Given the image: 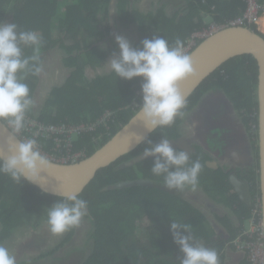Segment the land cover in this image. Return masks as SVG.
I'll list each match as a JSON object with an SVG mask.
<instances>
[{"label":"trees","instance_id":"trees-1","mask_svg":"<svg viewBox=\"0 0 264 264\" xmlns=\"http://www.w3.org/2000/svg\"><path fill=\"white\" fill-rule=\"evenodd\" d=\"M112 1L0 0V22H15L21 30L41 32V54L57 48L64 53L62 63L72 73L61 88L54 90L46 109L39 116L40 120L55 124L68 121L81 123L90 119L96 121L109 110L120 111L118 123H110L111 136H105L97 146L110 141L135 116L142 103L140 78L128 81L112 72L90 80L83 72L86 66L93 69L103 67L107 56L111 55L98 47L104 39L99 30L100 15L105 22L115 13L124 28L136 26L137 31L148 35L147 39L158 35L169 44H174L179 38L187 47L197 33L208 30L213 23L226 24L237 18L247 7L243 0H180L178 3L167 0L161 5L154 0L151 10L141 12L129 0H116V10L111 13ZM259 3L264 5V0H259ZM208 19L211 23H208ZM251 29L260 34L256 25ZM203 40H198L197 45ZM141 44L142 41L132 43L134 47H140ZM93 46L102 52L100 56L93 57ZM24 51L25 55H32L31 49L26 48ZM41 61L43 63L42 56ZM258 75L257 61L250 55L238 56L224 63L190 96L183 117H178L169 127L158 128L135 151L97 173L79 196L87 201L88 215L85 219L94 226V230L91 227L90 248L86 250L85 247L72 264H180L183 254L174 243L169 227L173 220L190 224L197 240L201 239L205 246L214 248L219 255V264H226L227 249L231 250L230 253H236L232 242L245 231L248 221L254 217L256 198L261 199L259 164L257 172L254 169L247 179L253 198V203L249 205L243 203L234 191L228 173L220 168H209L206 164L209 159L201 151L190 154L191 160L199 159L204 165L200 174L205 182L204 189L232 213L225 217L216 216L229 233V238L224 240L217 237V232L206 216L182 197L174 195L166 187H160L164 186L163 178L152 175L151 158L131 167L127 164L142 155L144 148L149 146L148 141L156 144L163 138H179L180 126L185 117L196 110L206 95L221 93L229 98L250 130L251 120L258 124ZM37 81L38 76L32 75L25 81L32 95ZM28 114L33 117V112ZM101 133H106L104 127ZM255 137L258 143V134L255 133ZM90 140L87 137L86 142ZM77 148H84L83 142ZM95 152L91 147L87 156ZM256 152L259 160L258 149ZM139 179L153 182L154 187L107 189L123 181ZM152 188L158 193L151 191ZM59 199L27 181L17 183L7 175H0V243L10 239L15 230H20L21 225L29 224L36 228L42 224L47 219V208ZM226 220H230V223L226 224ZM260 221L261 216L258 215V225ZM44 226L41 225V229ZM43 238L47 241L51 234L44 231ZM68 241H72L69 236L57 249ZM79 241L88 242L75 240L77 243ZM16 258H19L18 252ZM240 264L249 262L244 260Z\"/></svg>","mask_w":264,"mask_h":264},{"label":"clouds","instance_id":"clouds-1","mask_svg":"<svg viewBox=\"0 0 264 264\" xmlns=\"http://www.w3.org/2000/svg\"><path fill=\"white\" fill-rule=\"evenodd\" d=\"M263 15L264 13H262V16ZM100 17L102 18V15L99 16V22ZM252 26L249 28L251 29ZM259 26L260 23L258 26L256 25V27L261 33L259 30L260 28H258ZM115 42L118 45L119 53H114L110 62L106 64L120 79L131 81L140 78L142 80V103L140 104L138 115L142 119L144 127L148 132H152L157 128H165L173 125L178 117L184 116V109L187 107V98L181 91L180 84L191 77L195 72L193 59L186 53L184 42L177 38L174 44H169L164 37L154 35L151 39H144L140 47H134L129 39L119 34L115 35ZM198 45H196L195 48ZM42 46L43 38L39 32L35 30H21L19 25L15 22H0V123H4L20 139L18 141L13 140L10 143L8 149L9 154L6 157L0 156V175H7L17 183L24 180L29 183L40 184L41 173L48 172L53 167L52 162L54 161L50 160L47 155L42 153L36 139H22L18 134H20L26 126V116L44 122L39 119V116L46 109L54 90L61 88L72 74L67 69L69 76H66V72H64L66 78H62L59 73L61 70H58L51 78L50 86L54 85V87L50 93L45 95V92L49 89L45 88L44 92H40L38 97L35 98L34 95L39 82V75L44 71L41 61V56L43 54H41ZM26 48L32 50V55H25L24 50ZM55 50L58 49L56 48L47 52L50 54ZM193 50L194 48L190 52ZM60 58L61 57L58 59ZM103 68L104 66L98 69L88 67L86 69L87 78L90 80L94 79L98 76L97 71ZM88 70L96 72V75L92 77L91 73L88 74ZM29 75L38 76L33 95L28 84L25 83ZM37 99H43V105L37 107L42 108L38 111L37 115L33 113V117L29 116L28 113L31 110L33 112L35 103L39 104L40 102L37 101ZM136 106H138V104H136ZM107 112L112 114V120L107 126H100L96 128L94 132H87L75 138L73 153L81 154L79 160L69 163L59 162L58 164L73 165L82 162L90 157L87 155L90 153L91 147L97 151L104 146L97 145L103 141L105 136H111L112 131L110 123H112V125L118 123L117 117L120 113V111L112 110L106 111V113ZM106 113L99 119L104 117ZM236 114L240 118L237 112ZM99 119L96 121L90 119L88 122L82 121L81 123L69 121L61 123H69L71 125L95 124ZM258 119L259 111L257 116L258 124L251 120L249 130L240 118V124L243 129H245L244 133H247L245 135L246 138L253 143L254 148L251 146L250 148L254 152L251 162L248 154H246L248 160L247 164L244 165L243 157L239 162L243 164L242 166L244 168H246L247 165H249L248 167L253 165L256 172L257 164H259L256 152L259 144ZM102 127L106 129V133L104 134L101 133ZM255 133L258 134V143L254 139L256 138ZM87 137L91 139L89 143L86 142ZM80 142L84 144V148L82 149L77 148ZM141 142H144L143 137L137 139V143ZM90 144L92 145L91 147ZM148 144L149 146L144 148L142 155L145 159L151 158L153 160L151 173L155 177L163 178L164 186L160 187H166L167 190L171 191L174 195L182 197L188 204L208 218L207 208L204 207L202 203L193 200V198L200 196L204 198L205 196L208 202L210 200L212 203L218 204V201L212 198L204 187L198 188L199 177L204 167L201 161L199 159L194 161L191 160L188 151L174 148L170 139L167 138H163L156 144L148 141ZM252 171H249V173L251 174ZM258 172L260 173V167ZM250 174L248 177L251 176ZM159 185H161V183H159ZM59 195L60 199L52 207L47 208V225L42 229L40 228L39 234H44V231H48L49 234L60 237L78 228L76 236L83 237L79 238L81 240L89 241L91 239V227L90 223L85 219L88 215L87 201L80 198L77 193H60ZM252 203L253 200L251 204ZM257 204L259 203L255 204L254 217L250 219L246 225V232H250L253 220L256 219L257 224L258 215L261 216L260 222H262L263 226L262 207H260L259 204L258 210H256ZM257 211L259 214H257ZM83 224L87 228V231L79 228ZM169 227L174 243L183 254L182 259H180V264H219L218 252L214 248L207 247L203 242L197 240L193 235V229L190 224L173 220ZM73 233L74 232H71V235H73ZM43 239L44 238H41L40 241L45 240ZM50 239L51 238L47 241H50ZM71 246L74 245L70 244L66 249ZM235 251L236 253H241L244 259L248 261V254L246 251H239L236 247ZM20 254L21 252L18 253V255ZM19 258L17 259L7 247L0 244V264H18L20 262ZM249 264L251 263L249 262Z\"/></svg>","mask_w":264,"mask_h":264},{"label":"water","instance_id":"water-1","mask_svg":"<svg viewBox=\"0 0 264 264\" xmlns=\"http://www.w3.org/2000/svg\"><path fill=\"white\" fill-rule=\"evenodd\" d=\"M115 3L116 0H113L111 13L116 10ZM260 34L256 33L249 27H228L218 30L205 38L189 54L193 59L195 72L191 77L180 84V88L188 100L198 87L210 77V75L229 60L242 55H250L257 61L259 69L256 93L259 105L258 156L264 227V35ZM50 57H52V55H50ZM55 61L56 65L51 74L45 72L44 68V71L39 75V82L34 95L35 98L38 97L40 92L43 93L45 88H49L48 91L45 92V95L50 93L54 87V85L50 86L51 78L56 72H58V70L63 71L61 77L66 78L64 72H67L68 70L62 63V59H56ZM91 72L93 71L88 70V74ZM110 73H112V71L109 68L97 71L98 75H108ZM43 103L42 100L41 106ZM41 108L42 107L37 108L35 103L33 113L37 115ZM156 130L148 132L137 112L128 124H126L106 145L97 150L92 156L73 165H61L52 162L53 167L48 172L41 173V183L31 184L39 188L42 192L56 197H60V193H77L80 196L95 179L100 170L108 168L122 157L135 151ZM140 137L144 138V142L137 143V139ZM13 140L18 141L20 139L4 123H0V156L6 157L9 154L8 149ZM170 141L172 142V146L176 149H184L188 151L189 154L195 152V149H191L183 138L170 139ZM242 141L245 143V150L247 151L251 162L253 153L248 142L249 139L244 138ZM143 160L146 159L141 155L137 159L128 163L127 166L131 167ZM207 166L214 170L218 169V165L212 161L208 162ZM229 180L240 200L243 203L250 205L253 199L250 193L249 183L239 179L237 173L231 174ZM139 185L153 186V182L144 179L123 181L111 186L109 189H125ZM203 206L206 207L205 204H203ZM210 223L215 231L220 234L221 230L216 229L217 227L214 221L211 220ZM21 246L22 244L18 245V252L21 251Z\"/></svg>","mask_w":264,"mask_h":264},{"label":"flooded vegetation","instance_id":"flooded-vegetation-1","mask_svg":"<svg viewBox=\"0 0 264 264\" xmlns=\"http://www.w3.org/2000/svg\"><path fill=\"white\" fill-rule=\"evenodd\" d=\"M129 1H130V4L131 3L133 4V2L136 1V0H129ZM157 2H158V4L161 5V4H163L165 2V0H157ZM108 22H109V24L105 26V28L103 29L104 31L99 29V30H101L103 32V38L104 39L102 40V42L107 39L108 33L110 35H112V33H113L112 27L110 26V21L108 20ZM92 48H94L92 53H94L96 57L101 55L102 52L99 49H97V47L93 46ZM64 56L65 55L63 53V55L61 57H64ZM87 68L88 67L86 66L84 68V71H83L86 77H87V73H86V69ZM75 71H76V69H75ZM71 76H72V74H71ZM37 101H40V99H37ZM192 112H193V117L195 119V122H194V125L192 126V128L195 130V132L193 134H191L190 130L188 129L189 120H190V116H191V115L188 114L186 116V119L184 120L186 122L187 126L186 127H182V125H181V127H180V134L181 135H180L179 139L183 138L184 141L186 142V144L191 149H195L196 153H198V151H201L202 154L209 159L207 161V163L210 162L212 159H214V160H216V163H218V167L220 169H222L223 171H225L228 174L237 173V175L240 177L239 179H241L242 181H246L247 182L248 176L250 174L249 171L254 170L255 167L252 165L251 167L246 166V168H244L242 166L243 164H241L238 161V163H236L235 165L240 166V167L232 169L235 166V165H231V163L234 160V155H235V152H233V151H236L235 150V145L236 144L234 143V141H232L231 138L226 139L224 137L225 139H223L222 136H219L218 139H214L213 133L212 134L209 133L208 130L205 129L204 126L201 127V125H200V121L201 120L197 119L195 117V116H197V115H195V111H192ZM197 122H198V126L195 128ZM221 124H223V123H221ZM214 125L221 126L220 123H217V122ZM246 134L247 133H245L244 135H246ZM244 135H239L238 138H240V139L242 138L243 139ZM209 137L211 138V140H209ZM223 140L226 141V145L224 144ZM216 141H218V142H216ZM192 142H194L196 144H194ZM195 152H192V153H195ZM212 162H215V161H212ZM243 162H244V165L248 163V160H247V157L245 155V152H244V156H243ZM234 191H235V189H234ZM193 200H195L196 202L202 203V205L205 204L206 207H207V213H209V211L213 210L217 214L222 215L224 217H225V215L228 216L229 214H231V211L229 210L228 207L227 208L226 207L220 208V204L219 203L217 205H215L210 200L208 202L207 198L205 196H204V199H203V197L200 196V197L193 198ZM261 201H262V195H261ZM223 219H225V218H223ZM44 224L47 225V220H45V219H44L43 223L40 224L39 226H37L36 228H34L33 226H31L29 224H24L21 227H19V228H22V227L26 228L25 231H23L20 239L17 242V244L18 243L22 244V246L20 248L21 254L19 255V257L23 258L22 256H26L27 262L33 263V264H45L44 260L48 256H53L54 257L53 258L54 260H52L48 264H66L70 259L77 260V258L82 254L81 251H77V250H81V248H79V245L81 243H85V241H83V242L79 241L78 243L75 242V240H81V239H78V236H76L78 228H76L74 230L73 235H71V231L65 233L63 236H60V237H55V236H53L51 234L50 241H46L44 239H43L44 241H40V239L43 237V235H39V231H40L41 225H44ZM90 227H92L91 224H90ZM79 228L84 229L85 231H87V228L85 227L84 224L81 225ZM216 229H218V228H216ZM16 231L17 230H15L13 232V234ZM13 234H12V237H13ZM217 234H219V233L217 232ZM68 236L70 237V239L72 241L66 242L64 244V246H62L61 248L57 249L64 242V240ZM12 237L10 239L4 241L3 243H0V244H2L5 247H7L9 249V251L13 255L16 256L18 251H17V249L15 250L16 244H14L15 242L12 241ZM70 244H73L75 246V248L70 249L65 254L66 247L68 245H70ZM73 251H77V252H74L72 254V256L70 257V259H69L68 253L69 252H73ZM237 256H239V255H237ZM71 263H72V261L70 263H68V264H71Z\"/></svg>","mask_w":264,"mask_h":264},{"label":"built area","instance_id":"built-area-1","mask_svg":"<svg viewBox=\"0 0 264 264\" xmlns=\"http://www.w3.org/2000/svg\"><path fill=\"white\" fill-rule=\"evenodd\" d=\"M243 1L247 4V8L241 15L227 22L225 25L218 26L212 24L208 30L197 33L187 47H185L186 53L188 54L197 45L198 40L205 39L218 30L228 27H250L259 24V19L262 13H264V5L259 3V0ZM109 115L112 116L110 112H107L95 124L77 125L69 123L49 124L26 116V126L18 136L22 139H36L42 153L54 162H76L79 160L81 154L73 153L75 138L87 132H94L100 126H107L112 120ZM258 207L259 204L256 205V210H258ZM257 214H259L258 211ZM233 245L239 251L247 252L248 261L251 264H264V232L262 222L258 225L256 224V219L253 220L250 232H242L233 242Z\"/></svg>","mask_w":264,"mask_h":264},{"label":"crops","instance_id":"crops-1","mask_svg":"<svg viewBox=\"0 0 264 264\" xmlns=\"http://www.w3.org/2000/svg\"><path fill=\"white\" fill-rule=\"evenodd\" d=\"M242 13L243 12H241V14ZM262 17H264V15ZM261 26L264 29V21L261 23ZM261 31L263 32V30ZM103 49L104 51H107L105 47H103ZM211 96H213V99H211L210 101L206 103L200 104L197 107V109L195 110V115L197 116L195 117L201 120L200 121L201 127L204 126L205 129H207L209 133L211 134L213 133L214 139H218L219 136H222L223 139L231 138V140L234 141V143L236 144L235 145L236 151H233L235 152L234 160L232 163L231 162L230 163L231 165H235L236 163H238V161L242 159V157L244 156V152H245V155L247 154V151L245 150V143L242 141L243 139L238 138L239 134H242V135L245 134L244 133L245 129H243L242 125L240 124L241 120L236 114L233 104L230 102V100L227 97H225L221 93L212 94ZM216 122L220 123L221 126L214 125ZM184 126H187V125H184ZM197 126H198V122L195 128ZM244 138H246L245 135H244ZM209 140H211L210 137H209ZM223 141H224V144L226 145V141L225 140ZM248 142H249V145L254 148L252 141L249 140ZM252 153H253V150H252ZM211 161H215L216 163V160L214 159H212ZM216 165H218V163H216ZM238 167L240 166L235 165L232 169H235ZM256 203H259L260 207H262V201L259 197L256 198ZM213 204L217 205L214 202ZM220 207L224 208L223 206H220ZM217 215L219 214H217L215 211L213 210L209 211L208 219L214 221L216 227L221 230L220 234H217V237H219L220 240L227 239L229 238L228 236L229 234L226 228L224 227V225L222 224V221L221 223L217 221L216 219ZM39 235H43V234H39ZM18 244H16L15 250L17 249ZM229 251L231 250L227 249L226 258L234 261L232 264H240L242 261L245 260L241 253H230ZM71 261H74V260L70 259L66 264L70 263Z\"/></svg>","mask_w":264,"mask_h":264},{"label":"rangeland","instance_id":"rangeland-1","mask_svg":"<svg viewBox=\"0 0 264 264\" xmlns=\"http://www.w3.org/2000/svg\"><path fill=\"white\" fill-rule=\"evenodd\" d=\"M154 0H136V1H134L133 2V5L136 7V8H138L141 12H142V10L143 11H145V10H151L152 9V2H153ZM167 1V0H166ZM170 0H168V2H169ZM180 0H173V1H170V2H176V3H178ZM170 6V5H169ZM172 9V7L170 6V10ZM111 19L109 20L110 21V26L112 27V31H113V33H112V35H110L109 33H108V36H107V39L105 40V41H103L101 44H99L98 45V47L99 48H101L102 50H104L103 49V47H105L106 48V50H107V52L109 53V54H111L110 56H107V61L105 60V64H104V68H103V70L105 69V68H108V66H107V64L106 63H108V62H110V59H112V57H113V54L115 53V54H118L119 53V48H118V45L116 44V42H115V35H117V34H119V35H122V36H125L127 39H129V41L131 42V43H133V42H140V41H143L144 39H147V37H148V35L147 34H142V33H140L139 31H137L136 30V26H131V27H129V28H124L123 26H122V22H121V20H120V18H118L117 17V15H115V13L114 14H111ZM208 21V23H211V20L210 19H208L207 20ZM264 21V17H262V18H260V26L258 27V28H260L259 30L261 31V30H263V32L261 31V33L264 35V29L262 28V26H261V23ZM109 24V22L108 21H103L102 20V18L100 17V25H101V30L102 31H104L103 29L105 28V26L106 25H108ZM257 26H258V24H257ZM54 30H55V28H54ZM57 30V29H56ZM111 32V31H110ZM40 33V35L41 36H43V34L41 33V32H39ZM103 33V32H102ZM82 54H84V52H82ZM50 55H52V57H50ZM50 55H48V52L46 53H43L42 54V58H43V60H45L44 62H43V67L45 68V72H47V73H52V71L54 70V67H55V65H56V59H58L59 57H61L62 55H63V53L62 52H60L59 50H55V51H53L52 53H50ZM88 57V56H87ZM93 57H96L95 56V54L93 53ZM110 57V58H109ZM102 70V69H101ZM59 73H60V75H63V71H59ZM96 75V72H91V76L92 77H94ZM66 76H69V72L67 71L66 72ZM211 99H213V96H211V95H206L204 98H203V100H202V102H201V104H203V103H206V102H208V101H210ZM42 100L43 99H40V102H39V104H36V107H38V106H41V103H42ZM30 112H32V110L30 111ZM191 116H190V120H189V130H190V133L191 134H193L194 132H195V130L192 128V126L194 125V122H195V119H194V117H193V112H191V113H189ZM109 117H111L110 115H109ZM189 117V116H188ZM185 119H186V117H185ZM184 119V120H185ZM184 122V124L186 125V122L185 121H183ZM184 124H182V127H186V126H184ZM181 127V126H180ZM192 143H194V142H192ZM194 144H196V143H194ZM247 166H249V165H247ZM140 174V173H139ZM207 175L209 176V175H211L210 173H207ZM204 181H203V178H202V176H200L199 177V187L198 188H203L204 187ZM154 185V184H153ZM136 187H154V186H151V185H139V186H136ZM110 187H108L107 189H109ZM160 188V187H159ZM158 188V189H159ZM160 189H162V188H160ZM151 191H153V192H155V194H157L158 192L157 191H154L153 190V188H152V190ZM97 209V208H96ZM45 220H47V219H45ZM90 221H91V218H90ZM233 221H234V219H233ZM230 223V220H226V224H229ZM22 226V225H21ZM20 226V227H21ZM92 226H93V224H92ZM25 227H22V228H20V230H18V231H16L14 234H13V237H12V241L13 242H15L16 244H17V242H18V240L20 239V237H21V235H22V233H23V231H25ZM250 229V228H249ZM93 230H94V226H93ZM92 233H93V231H92ZM193 235H195V232L193 231ZM79 238H83V237H78V239ZM195 238L197 239V235H195ZM199 241H201V239H199ZM202 242V241H201ZM90 242L88 241L86 244L85 243H81L80 245H79V248H81V250H77V251H81L82 253H83V249H85V247H86V250H87V248H90ZM72 248H75V246H71V247H69V248H67L66 249V252H65V254L70 250V249H72ZM77 251H73V252H69L68 253V256H69V259H70V257L72 256V254L74 253V252H77ZM23 258H19L20 260L19 261H21V262H19L18 264H33V263H29V262H27V260H26V256H22ZM54 257L53 256H48L45 260H44V263L45 264H48V263H50L52 260H54L53 259ZM22 259V260H21ZM234 261H232V260H230V259H228V258H226V264H232ZM72 264V263H71Z\"/></svg>","mask_w":264,"mask_h":264},{"label":"bare ground","instance_id":"bare-ground-1","mask_svg":"<svg viewBox=\"0 0 264 264\" xmlns=\"http://www.w3.org/2000/svg\"><path fill=\"white\" fill-rule=\"evenodd\" d=\"M259 22H260V19H259Z\"/></svg>","mask_w":264,"mask_h":264}]
</instances>
